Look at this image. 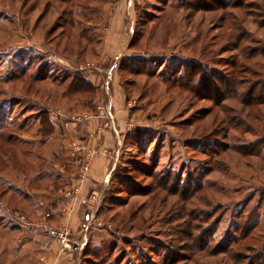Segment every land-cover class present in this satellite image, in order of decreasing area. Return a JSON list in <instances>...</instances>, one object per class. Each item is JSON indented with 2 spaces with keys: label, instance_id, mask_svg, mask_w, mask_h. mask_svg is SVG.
<instances>
[{
  "label": "rangeland",
  "instance_id": "1",
  "mask_svg": "<svg viewBox=\"0 0 264 264\" xmlns=\"http://www.w3.org/2000/svg\"><path fill=\"white\" fill-rule=\"evenodd\" d=\"M122 61L134 72L113 79L122 118L100 92L64 99L77 74L97 84ZM97 120L99 133L115 121L142 135L93 208L82 188L97 153L71 137ZM69 252L76 264H264V0H0V264Z\"/></svg>",
  "mask_w": 264,
  "mask_h": 264
},
{
  "label": "crops",
  "instance_id": "2",
  "mask_svg": "<svg viewBox=\"0 0 264 264\" xmlns=\"http://www.w3.org/2000/svg\"><path fill=\"white\" fill-rule=\"evenodd\" d=\"M126 48L128 51L129 45H127ZM110 71H112V72H110ZM117 71H118V69L116 70V73H117ZM109 72H110V74H109ZM103 73L105 74L104 81L99 79L97 84H94L93 82H90V81L89 82L98 89V92H100V93H102V95H104L103 96L104 100H107L104 103L105 105L110 101H111V104L113 107H114V105H113L114 102H116L117 107H119V105L122 104L119 107V114H118V117L122 118L123 117L122 111L123 110L125 111V109H126V105H124L123 98L121 96V90L123 88L119 84L117 87H116V85H113L115 83V80L113 81L114 76L115 77L119 76V71H118V75H117L116 73H114L113 70H108L107 68H104ZM110 76H111V78L108 81V77H110ZM112 93H114L116 95V98H114V97L112 98V96H111ZM125 99H126V97H125ZM121 101H122V103H121ZM98 106H99V102H95V106H94L95 108L91 105V109H90V107H88V110L90 109V110L96 112V108ZM116 118H117V116H116ZM114 120H115V118H114ZM65 125L67 127H69L70 125H73V124L66 123ZM103 125H104V123L100 125V120H97L96 124L94 123L88 129V133L86 134L85 139H84L83 134L80 136V132L78 130L75 131V135L73 137L70 136L71 138H74V139H77L78 141H80V144L82 146L88 147V149L93 147L92 149L95 150L97 153L96 158L92 162L91 171H90V174L88 176V180L84 183L83 188H82V194L84 196H85V194H89L88 199L90 201L93 198L91 201V203L93 204V205H91V207H93V208H95V203H96V201H98V199L100 197V191H99L100 188L107 186L110 183L115 172L117 171V169H118V167L122 161L121 154H122V149L125 145V138L133 128L132 126H131L132 127L131 128L128 125L124 126L121 122L115 124V121H114V126L112 127V129L108 128V127H106L105 129L102 128L101 133H99L98 132L99 127L101 129V127ZM54 128H55V133H54L55 137L54 138H56L57 135L59 134V131L57 130L56 126H54ZM89 139H90V141H89ZM67 140H68V138H66V140L63 141V143H70V142H67ZM86 144H88V145H86ZM91 144L94 146H92ZM96 146H98V148ZM70 161L72 163H74L73 160H70ZM72 163H70V164H72ZM85 216L87 218V224L90 221L94 222L95 219L92 220L90 218L91 216L87 210L85 212ZM62 222H63V220H62ZM71 223L73 225L75 224L74 219H73V222H71ZM75 233L76 232L74 230L73 235ZM60 245L61 244H59V246ZM59 248H60L59 255H61L62 253H65L61 246ZM73 248H74V250L76 249L75 245L73 246ZM67 251L68 250H66V252ZM56 255H57V253L55 252V256ZM77 260H78V256L75 252V253H70L68 256L62 257L60 260L55 259L54 262L52 260L51 263H49V264H76Z\"/></svg>",
  "mask_w": 264,
  "mask_h": 264
},
{
  "label": "trees",
  "instance_id": "3",
  "mask_svg": "<svg viewBox=\"0 0 264 264\" xmlns=\"http://www.w3.org/2000/svg\"><path fill=\"white\" fill-rule=\"evenodd\" d=\"M132 48H133V44H130L129 45V51L132 50ZM127 64H125L124 61L120 62V65H119V68H118V71H119L120 75L122 73H125V72H128V71H130L134 75V72L132 71V69L127 68ZM200 68L201 67L199 66V69H198V67L195 66V65H193L191 67V73H189V74H191V76H193V77L188 79V81L190 83H197V80L199 79V76H200V70H201ZM136 75H138V76H149L148 75V70H146V69L139 70V72ZM86 78L87 77L84 76V75L77 74L75 76L74 81H72L70 86L68 87V90H67V92H66V94L64 96V99L70 98L72 96L73 97H76V96H79V97H83L84 96V97H86L87 95H91V94H94L95 92H98V89L95 86H93L89 81H87ZM183 79L185 81V78H183ZM39 80L41 82L43 81L41 79H39ZM94 102H97L96 99L94 100ZM94 102L92 103L93 107L95 106ZM259 104H261V103H259ZM40 122H41L42 132H44L43 137H45V139H47L48 137H52L54 135V133H55V128L53 127V125L51 124V122L49 120V115L45 114L44 116H42L41 119H40ZM133 130L130 131L128 133V135L126 136L125 145H124V147L122 149V152L124 151V148H126L130 144L137 145L138 142L140 143L139 139H140V136L142 134L139 131L136 132L135 131L136 129L134 131ZM121 158L123 160V154H121ZM121 163H122V161H121ZM121 163H120V165H121ZM120 165H119L117 171L114 174L115 176H117V174H118V171L120 169ZM236 245H238L237 241L234 242L233 245L231 243H229L228 244L229 247H227V249L224 248V249L220 250V252H221L220 254L230 253L232 251L231 250L232 249L231 246H236Z\"/></svg>",
  "mask_w": 264,
  "mask_h": 264
},
{
  "label": "built area",
  "instance_id": "4",
  "mask_svg": "<svg viewBox=\"0 0 264 264\" xmlns=\"http://www.w3.org/2000/svg\"><path fill=\"white\" fill-rule=\"evenodd\" d=\"M91 156H88L86 160H89ZM89 172V165L88 163H85L81 169H80V173L78 175L79 179V183L82 184L84 182V180L86 179V176ZM80 188H76L75 193H79ZM47 229V233H49V235L52 238H55L58 240L59 243H62L64 246H66L67 244H70V240L68 239V231L65 228L59 229V230H55L51 227H46Z\"/></svg>",
  "mask_w": 264,
  "mask_h": 264
}]
</instances>
